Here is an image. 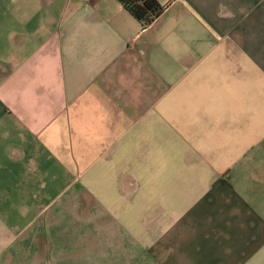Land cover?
<instances>
[{
  "label": "crops",
  "instance_id": "obj_1",
  "mask_svg": "<svg viewBox=\"0 0 264 264\" xmlns=\"http://www.w3.org/2000/svg\"><path fill=\"white\" fill-rule=\"evenodd\" d=\"M0 0V264H264V0Z\"/></svg>",
  "mask_w": 264,
  "mask_h": 264
},
{
  "label": "trees",
  "instance_id": "obj_2",
  "mask_svg": "<svg viewBox=\"0 0 264 264\" xmlns=\"http://www.w3.org/2000/svg\"><path fill=\"white\" fill-rule=\"evenodd\" d=\"M125 8L140 22L150 25L166 10L167 5L158 0H119Z\"/></svg>",
  "mask_w": 264,
  "mask_h": 264
},
{
  "label": "built area",
  "instance_id": "obj_3",
  "mask_svg": "<svg viewBox=\"0 0 264 264\" xmlns=\"http://www.w3.org/2000/svg\"><path fill=\"white\" fill-rule=\"evenodd\" d=\"M145 26H147V25H145Z\"/></svg>",
  "mask_w": 264,
  "mask_h": 264
}]
</instances>
